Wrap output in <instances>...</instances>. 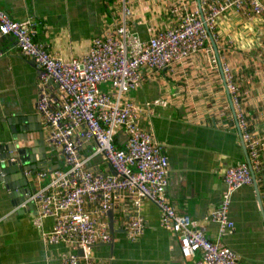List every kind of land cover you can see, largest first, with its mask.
<instances>
[{
	"label": "crops",
	"instance_id": "0c3cea01",
	"mask_svg": "<svg viewBox=\"0 0 264 264\" xmlns=\"http://www.w3.org/2000/svg\"><path fill=\"white\" fill-rule=\"evenodd\" d=\"M170 1L128 0L131 31L145 41L157 30L172 26L175 18L167 8ZM0 9L15 20L34 18L35 41L43 43L52 55L69 59L85 54L94 37L112 29L121 18L122 0H0ZM215 31L219 39L207 41L209 52L199 51L163 70H143L144 81L130 92V98L140 106L155 98L166 101L165 106L144 110L138 124L152 134L168 157L167 193L176 211L187 214L210 239L232 249L239 264H264V150L262 168L253 171L252 184L242 186L232 197L229 217L234 229L220 235L218 224L206 219L219 205L224 171L247 161L226 88L224 64L239 84L249 129L264 137V21L230 10L222 15ZM37 85L38 69L33 60L19 52L12 36L1 37L0 143L10 137L9 120L13 118L27 116L34 129L41 125ZM99 88L110 90L107 83ZM32 135L28 143L38 144L37 131ZM45 145V157L32 154L27 166L44 157L50 162L48 169L63 167L58 150ZM79 152L82 157L92 155L87 162L90 170L110 172L107 162L93 155V142L84 143ZM35 173L27 178L32 189L40 184ZM20 175L12 178L13 198L11 190L0 183V264H60L61 253L70 247L41 236V231L51 229L53 219L40 218L36 210L22 207V203L14 206L23 188ZM120 205L127 215L132 212L128 200H120ZM140 213L144 234L129 241L116 228L111 242L92 248L95 263H182L177 237L160 225L157 206L145 200Z\"/></svg>",
	"mask_w": 264,
	"mask_h": 264
},
{
	"label": "built area",
	"instance_id": "2783aa9c",
	"mask_svg": "<svg viewBox=\"0 0 264 264\" xmlns=\"http://www.w3.org/2000/svg\"><path fill=\"white\" fill-rule=\"evenodd\" d=\"M127 2L122 0L121 18L111 30L94 37L85 54L69 59L52 55L35 41L34 18L15 20L0 9V38L12 36L19 52L38 69L36 108L44 142L57 149L63 161V167L36 171L40 184L21 206L34 203L40 218L53 219L51 229L41 231V236L70 247L61 253L60 264H97L92 248L113 240L108 210H112L115 230L120 229L129 241L140 238L145 229L140 208L145 200L157 206L160 225L176 235L181 264H239L232 249L206 236L187 214L178 213L168 196V157L152 134L138 124L144 110L165 106L166 101L155 98L140 106L130 92L144 81L143 70H163L199 51L209 52L207 41L219 39L215 30L224 13L232 10L264 21V3L171 0L167 8L175 18L173 25L142 41L129 28L132 11ZM222 71L247 161L224 171L219 205L206 215L218 224L220 235L234 229L229 217L232 197L242 186L252 184L253 171L262 168L264 150V137L249 129L239 84L229 65L224 64ZM102 83L110 90H100ZM86 142L94 143L93 155L107 162L109 173H95L87 167L92 155L82 157L79 152ZM25 174L33 176L31 170ZM120 200L130 202V214L120 210Z\"/></svg>",
	"mask_w": 264,
	"mask_h": 264
},
{
	"label": "water",
	"instance_id": "95a60500",
	"mask_svg": "<svg viewBox=\"0 0 264 264\" xmlns=\"http://www.w3.org/2000/svg\"><path fill=\"white\" fill-rule=\"evenodd\" d=\"M10 123V137L4 142L0 143V183L4 185L7 190H11L9 193L10 198H13L12 187V178L15 174L20 173L22 190L20 192V198L14 206H18L20 203H23L27 196L34 191L30 186L27 185V178L29 176L25 175L27 170H31L33 173L38 169L45 170L50 162L45 161V150L46 145L44 143L43 129L42 125L36 124L35 129L32 128L29 123L30 119L25 116H19L15 119L9 120ZM32 131H37L38 135L36 136V141H39L38 144H29L28 141L33 137ZM43 154L44 157H41L36 160L34 166H27L29 158L32 154ZM111 173H114L111 171ZM254 174V173H252ZM254 186L256 183L254 181ZM257 189V187H256ZM257 193V190H256ZM258 194V193H257ZM259 197V196H258ZM13 204V202H12ZM27 208L36 210L34 203L27 204ZM108 216V226L112 235L116 232L113 225L112 210L106 212ZM78 254L82 255V250H78Z\"/></svg>",
	"mask_w": 264,
	"mask_h": 264
}]
</instances>
